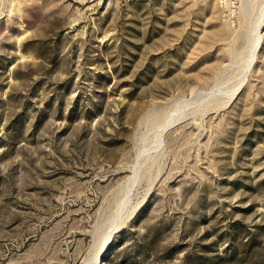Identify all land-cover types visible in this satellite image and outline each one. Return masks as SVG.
<instances>
[{
  "label": "rangeland",
  "instance_id": "374dc122",
  "mask_svg": "<svg viewBox=\"0 0 264 264\" xmlns=\"http://www.w3.org/2000/svg\"><path fill=\"white\" fill-rule=\"evenodd\" d=\"M0 264H264V0H0Z\"/></svg>",
  "mask_w": 264,
  "mask_h": 264
}]
</instances>
